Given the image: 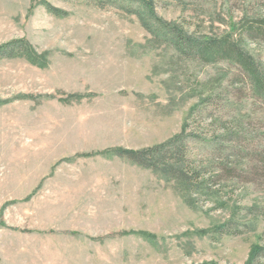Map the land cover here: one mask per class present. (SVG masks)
<instances>
[{"label": "rangeland", "instance_id": "obj_1", "mask_svg": "<svg viewBox=\"0 0 264 264\" xmlns=\"http://www.w3.org/2000/svg\"><path fill=\"white\" fill-rule=\"evenodd\" d=\"M49 1L68 16L0 0V44L26 39L48 61H0V101H11L0 106V264H245L264 244V104L231 84L235 69L181 58L136 16ZM155 1L165 20L208 36L264 17L259 0ZM244 45L264 63L263 40ZM234 120L248 152L219 153ZM185 124L207 192L110 154L163 144Z\"/></svg>", "mask_w": 264, "mask_h": 264}, {"label": "trees", "instance_id": "obj_2", "mask_svg": "<svg viewBox=\"0 0 264 264\" xmlns=\"http://www.w3.org/2000/svg\"><path fill=\"white\" fill-rule=\"evenodd\" d=\"M99 1L101 6L108 4L129 15L136 16L141 26L151 36L152 42L172 49L181 58L209 65L223 62L235 69L238 72L235 78L239 80L232 79L231 84L234 85L235 81L243 83L251 96L264 104V63L250 53L244 45L246 42L264 41V17L245 15L234 25L230 33L208 36L192 33L184 23L170 22L162 18L157 11L155 0ZM174 1L180 4L185 3L184 0ZM33 2L44 6L50 14L58 18L68 16L66 11L53 6L49 0H33ZM257 4L264 10V1L259 0ZM46 57L45 54L38 53L26 39H14L0 44V61L22 59L35 67L44 69L48 66ZM210 100L211 98L208 97L204 102L207 103ZM9 102L11 101H0V106ZM195 110L196 107L192 109V112L194 113ZM241 127H245L242 120H234L231 128L223 126V135L217 137L218 142L214 143L217 144L215 150L221 153L224 151L221 149L222 143H229L237 144V150L241 153L244 150L247 151L246 146H242V140L250 138L251 134H248L246 130H241ZM186 130L187 124L184 125L179 135L157 146L143 150L115 149L110 154L126 158L139 167L152 170L167 181H175L193 194L207 192L208 184L212 179H204L203 169L191 163ZM260 162L263 164L260 170L264 173V159L262 158ZM228 224L219 229L227 231ZM261 262H264V244H259L252 250L245 264H260Z\"/></svg>", "mask_w": 264, "mask_h": 264}]
</instances>
